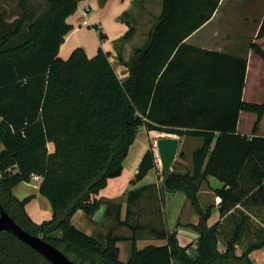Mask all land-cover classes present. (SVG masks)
Instances as JSON below:
<instances>
[{
	"label": "trees",
	"instance_id": "trees-1",
	"mask_svg": "<svg viewBox=\"0 0 264 264\" xmlns=\"http://www.w3.org/2000/svg\"><path fill=\"white\" fill-rule=\"evenodd\" d=\"M82 1L43 0L36 8L31 0H0L2 207L26 232L68 258L70 253L93 264H255L251 254L264 249V229L253 230L252 213L264 210V137L243 136L237 124L242 111L260 119L264 103L243 101L246 59L185 42L212 19L221 0H163L148 45L128 63L118 55L129 68L123 81L110 53L101 48L93 57L82 48L68 59L59 56L72 31L67 19ZM129 27L117 49L134 36ZM89 28L100 31L101 40L107 38L97 25ZM257 38H264V18ZM252 47L264 60V51ZM141 128L203 141L192 153L191 171H172L163 180L166 192L184 193L201 214L200 222L190 225L199 232L196 259L188 254L193 245L182 247L176 234L160 233L157 238L167 240L166 245L138 249L135 238L108 236L101 242L72 223L78 211L91 217L100 209L96 196L106 188L109 174L123 166ZM157 168L150 147L130 184ZM36 177L42 179L40 195L52 208V218L40 224L26 211L30 199L13 195L15 187ZM208 177L223 184L216 190L222 198L220 220L210 228V209L203 211L198 198ZM142 189L130 192L128 205ZM121 241L132 242L125 263L119 258ZM0 264L50 263L14 236L0 233Z\"/></svg>",
	"mask_w": 264,
	"mask_h": 264
},
{
	"label": "crops",
	"instance_id": "crops-1",
	"mask_svg": "<svg viewBox=\"0 0 264 264\" xmlns=\"http://www.w3.org/2000/svg\"><path fill=\"white\" fill-rule=\"evenodd\" d=\"M86 2H85V5L82 7H81L82 2H80L76 13L67 19L68 24L72 26V31L68 34V36L66 37L65 43L60 49L59 56L61 58L67 57V55L68 56L71 55V53L77 48L84 49L87 55L90 56V54L88 53V50L86 49V45L79 42L76 39V37L83 30H86V28L88 30L90 26L97 25L101 29L102 28L101 26L103 24H101V22H98L97 20L88 19L89 16L87 18L83 16V9H85L86 7H91L90 14H92V12H95L94 11L95 6L91 3V1L88 0ZM114 4H116L117 8L120 10V11L118 10L119 13L118 12L116 13L115 18L119 22L123 24L128 23L131 27H133L135 29L134 36L131 38L130 41L122 44L120 48L117 49V41L121 39L122 37H124L129 31L130 27L127 24L125 27L126 30H128L126 34H123L122 28L119 29L120 34L115 36L114 41H113L114 47L112 50H105L99 47L98 49L96 48L94 50H91V53L97 54L98 50L101 48L103 51L110 53L111 55L110 61L112 59L118 58V55H121L124 63H128L130 59L134 56L136 50L144 49L148 45L150 36L154 33L158 19L162 15L163 0H107L104 10L108 9ZM121 11H122V14H125L127 12L131 13L133 22L129 19L127 22L120 21ZM77 15H79V17ZM235 15L236 16L237 15L246 16L250 20L249 22L246 21L245 24L242 25L243 27H241L240 25L233 26V24L232 25L227 24L228 23L227 17L235 16ZM218 16L220 19L223 18L224 20V21L220 20V22L223 21V23L221 24L222 25L221 28L217 27L216 29L213 30L212 34H207L206 36L200 35L207 27H209L218 18ZM257 17H259V20L256 19ZM263 18H264V0H252V1L221 0L219 7L216 10L215 14L213 15L212 19L185 41L188 45L198 47L203 50L215 51V52L231 55L234 57L246 59L247 60V73H246V79H245V87L243 90V101L246 103L259 104V105L264 103V60L255 52L252 46L256 45L264 51V38H261V39L257 38ZM84 21L88 22L87 26L84 25ZM104 34L106 35L107 38L105 40L100 39L102 43L109 41V38H110L107 33H104ZM74 39H76V41H74ZM120 67L122 68L121 73L124 75L123 78L124 80H126L129 76V68L122 64H120ZM143 129L145 128H141L139 133H141ZM237 129L241 135L247 136L249 138L255 137V136L264 137V114L259 119L258 115L255 113L245 112V111L240 112ZM148 133H151V132H148ZM148 133L145 132L146 135ZM170 135L172 136H169L168 138L178 139L176 135H173V134H170ZM182 138H183L182 142L181 140L178 139L179 146L183 145V143L184 144L192 143L196 145V148L193 150V152L196 149H198L202 145V142H203L202 139H199V138H186V137H182ZM136 140L134 144L131 146L128 156L130 155V153H132L134 146H136ZM197 144L200 146L197 147ZM148 148H149V145L146 139V144H144V147L141 149L139 148L138 151L136 152L137 153L136 154V164H135L136 171L132 172L131 174L132 176H135V174L137 173L138 166L143 156L147 152ZM193 152H191V158H190L191 167L187 169L184 168V171H178L177 173L184 174L192 170V153ZM182 153H185V156L183 157V159H186L188 156V152L186 150H183ZM127 158L125 159V161L127 160ZM160 174H162V171L152 170L148 173V175L145 177L143 181L137 183L136 185H131L130 181L132 179H130V181H127L128 183L126 182L124 187H119L118 183L114 182V179H109L106 188L101 190L99 195L96 196L98 200L104 199V202L102 203L100 209L94 213L93 219L95 221H98L99 219L103 218L106 220L107 224L110 223L111 219L113 218L117 210V206L114 205L112 201H116L118 199L125 197V195L128 192L135 191V190L156 184L158 182L157 180ZM150 176H152L153 181L151 183L146 184V180ZM214 179L215 178L208 177L207 179L201 182L200 188H199L200 190L198 193V198L200 195L203 194L206 198L209 199V203H208L209 206H215L218 208L219 206L214 205L212 203V200H213L212 196L217 195L216 190L222 188L223 184L221 182H220L221 185H217V183L214 184ZM38 180L39 182H41L40 181L41 179H39V177L38 178L36 177L35 181H38ZM22 184H26V183H22ZM38 184L39 186H34V187L35 189L39 190L40 183ZM212 184L217 187L213 188ZM17 187H15L14 189H16ZM165 194H166L165 198H166L168 208L171 209L172 213L177 212L176 213L177 218L173 220L174 225L173 227L169 228L170 231L168 232L170 233V235L176 234L179 244L182 247L193 245L192 247L196 248L195 245L199 238V232H198L197 238L192 243L186 245L180 242V237H179L180 235L178 233V228L180 225L184 227L195 225L196 222L201 217V214L198 212V215L194 216L195 218H193L194 219L193 222H190L192 218H188V220H184L182 222L183 217H184V209L181 210L182 206L188 203H191V202L187 199L186 195L182 192H175V193L166 192ZM108 201H110L111 204H109L110 202ZM48 210H51L52 212L51 205H50V209L49 207L46 208L47 212ZM46 211L44 213H46ZM33 213L35 217H40L42 219L45 216V214L41 210H34ZM83 215H84L83 211H78L73 217V219L76 217L80 218ZM219 220H220V214H219ZM42 221L43 220H40V222ZM170 224H172V222ZM88 235L91 236L92 233ZM138 241H136L137 247H138V243H137ZM162 241H163L162 244L156 245V246H163L167 244V240H162ZM124 242L131 243V241H124ZM120 243L121 242L117 244V246L120 249L119 258H120V261L125 263L130 258V251H131L132 244H130V247L125 248L124 254H123ZM151 243H152L151 241H148L146 244H144L143 248L151 245ZM143 248L138 247V249H143ZM122 256H123V259H122ZM173 264H175V262H173Z\"/></svg>",
	"mask_w": 264,
	"mask_h": 264
},
{
	"label": "rangeland",
	"instance_id": "rangeland-1",
	"mask_svg": "<svg viewBox=\"0 0 264 264\" xmlns=\"http://www.w3.org/2000/svg\"><path fill=\"white\" fill-rule=\"evenodd\" d=\"M88 0H83L81 3V7L85 5V2ZM91 3L95 6L94 11L92 14L89 15L88 19L90 20H97L98 22H101L103 24L101 27V30L104 33H107L109 38V41L107 42H101L99 38L100 31L94 30L92 28H86V30H83L76 39L81 42L82 44L86 45V49L88 50V53L90 54L89 57H93L96 55V53H91V50L98 49L99 47L105 49V50H112L114 47V38L115 36L120 34V28H122L123 34H126L128 30H126V23L119 22L115 15L118 12V8L116 4L109 7L108 9H105L106 2H102L101 0H90ZM32 4L36 6V8H39L44 4L43 0H31ZM87 3V2H86ZM16 2H12V7H15ZM120 11V10H119ZM119 13V12H118ZM125 14H127L125 16ZM121 14V17H124L122 21L127 22L132 19L131 13H125ZM79 17V15H77ZM224 17V16H223ZM247 18V19H246ZM229 25L238 26L245 24L246 21L249 22L250 19L246 16H229L227 17ZM259 20V17L256 18ZM220 20H223L218 18L209 26L207 27L200 35L206 36L207 34H212L213 30L217 27L221 28V24L223 21L220 22ZM133 22V21H132ZM251 25V24H249ZM237 33V32H235ZM74 39V41H76ZM70 56V55H69ZM63 57V59H68L69 57ZM111 63L115 66L117 74L119 78L123 81V74L121 73V67L120 62L118 58L112 59ZM145 132H149L146 129H143L141 133L137 135L136 140V146H134L132 153L128 156L127 160L123 163V171L122 174L119 177L113 178L114 182L118 183L119 187H124L127 181H130V179H133L134 176H132V172L136 171V152L138 149L143 148L144 144H146V139L148 141L149 148L153 147L155 150L156 156H157V165L158 168L156 171H162V166L160 162V158L158 155V149H157V141L161 138H168L169 136H172L168 133L163 132H157L152 131L151 133H148L147 135ZM181 142L183 141L182 137L176 136ZM200 146L197 144V147ZM148 148V149H149ZM196 148V145L189 143L179 146L177 156L175 163L173 165V171H184V168H190L191 167V152ZM50 149L52 150V145L50 146ZM183 150H186L188 152V156L186 159H183L181 157V153ZM188 164H187V163ZM38 178V177H37ZM39 179H41L39 177ZM163 174H160L158 176V182L154 185L147 186L140 190V192L137 194L136 197H134V200L130 205H128L130 192H128L125 197L118 199L116 201H112L114 205L117 206L116 213L114 214L113 218L111 219L110 223H106V220L101 218L98 221H95L93 219V216L88 217L84 212V215L82 217H76L72 219V223L75 227H77L79 230L83 231L84 233L91 234V236H94L101 242H104L105 239H107L108 236L122 238V239H131L135 238L138 242V247L143 248L144 244H146L148 241H151V245H160L162 244V240L158 239V234L160 233H167L170 227H173L174 223L173 220L177 218L176 213L171 212V209L168 208L165 193L166 190L163 185ZM42 181V179L40 180ZM153 181L152 176H150L146 180V184L151 183ZM41 182L35 181V178H33L29 183L21 184L16 189L13 190V195L17 197L19 200L24 199H30L29 203L26 205V211L29 215H33L34 210H41L43 213L46 211V208L49 207L50 204L46 198L40 195L39 190L35 189L34 186H39ZM128 183V182H127ZM217 183V185H221L220 182L216 179H214V184ZM143 184V183H142ZM213 188L217 187L213 185ZM138 192V191H137ZM217 195L212 196V203L216 205V198ZM162 197V198H161ZM164 197V198H163ZM22 198V199H21ZM200 200V207L203 211H207L210 209L209 217L206 221L207 227H212L215 225L219 220V211L218 208L215 206H209V199L206 198L203 194L199 196ZM102 203L104 202V199H101ZM110 202V201H108ZM111 204V202L109 203ZM184 209V217L183 220H188V218H192L190 222H193L194 216L198 215V210L192 205V203H188L186 205L182 206V209ZM255 215V218L253 219V225L254 229L257 227H261L264 229V210H253L252 212ZM44 218L40 217H34L32 216L33 221L40 224L44 221L50 220L52 218V212L51 210L46 211L44 213ZM94 215V214H93ZM186 218V219H185ZM40 220H43L40 222ZM170 220V222H169ZM123 222H126V224H123ZM172 222V224H170ZM200 222L199 220L196 222L195 225H197ZM170 225V226H169ZM178 233L180 237V242L182 244H190L192 243L198 236V231L193 226H179ZM252 233V232H251ZM131 243H126L124 241H121L120 246L122 249V252L124 254V250L126 247H130ZM226 242L224 240H221L220 242V250H223L225 247ZM132 248V247H131ZM244 250L243 246H239L237 248V253L241 254ZM69 258L75 260L78 264H93L92 259L90 258H79L78 256L74 254L69 253ZM123 259V256H122ZM251 260L255 264H263L264 263V249L258 250L252 253ZM96 264H100L99 262ZM175 264H181L179 262H175Z\"/></svg>",
	"mask_w": 264,
	"mask_h": 264
},
{
	"label": "water",
	"instance_id": "water-1",
	"mask_svg": "<svg viewBox=\"0 0 264 264\" xmlns=\"http://www.w3.org/2000/svg\"><path fill=\"white\" fill-rule=\"evenodd\" d=\"M158 155L162 166V174L165 176L164 183L168 181V176L173 171V165L176 160L179 149V140L176 138H161L157 141ZM123 166L117 168L109 174V179L119 177L122 174ZM0 233H8L29 248L37 252L50 264H76L69 259L58 248L46 242L42 238L32 235L22 229L4 210L0 202ZM192 259L198 257L197 249L192 247L188 251Z\"/></svg>",
	"mask_w": 264,
	"mask_h": 264
},
{
	"label": "built area",
	"instance_id": "built-area-1",
	"mask_svg": "<svg viewBox=\"0 0 264 264\" xmlns=\"http://www.w3.org/2000/svg\"><path fill=\"white\" fill-rule=\"evenodd\" d=\"M91 13V7H86L83 9V16L87 18L89 14ZM88 22L84 21V25L87 26ZM216 205L219 206L222 203V198L220 196H216L215 198Z\"/></svg>",
	"mask_w": 264,
	"mask_h": 264
}]
</instances>
